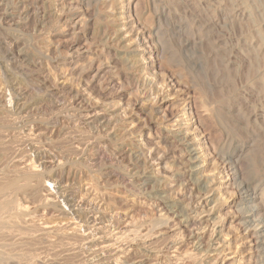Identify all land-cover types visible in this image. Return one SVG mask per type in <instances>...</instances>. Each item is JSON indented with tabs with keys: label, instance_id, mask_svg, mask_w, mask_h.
I'll return each mask as SVG.
<instances>
[{
	"label": "rangeland",
	"instance_id": "rangeland-1",
	"mask_svg": "<svg viewBox=\"0 0 264 264\" xmlns=\"http://www.w3.org/2000/svg\"><path fill=\"white\" fill-rule=\"evenodd\" d=\"M24 6L27 15L5 22V9ZM0 19V203L8 204L0 209V264H133L114 262L109 252L98 260L101 243L86 238L99 231L91 215L103 232L152 223L146 264H178L167 247L175 233H157L159 208L178 220L197 193L196 178H214L211 206L230 253L220 264H256L242 232L240 188L256 196L251 204L264 222V0H0ZM10 51L22 58L9 60ZM63 79L87 95L80 106L107 105L116 133L68 115L69 98L60 103L53 94ZM184 110L191 116L183 125L200 138L196 144L205 141L192 176L186 143L169 130L168 118ZM148 150L158 165L145 163ZM143 178L152 181L144 186ZM72 196L82 197V217ZM174 203L176 214L167 207ZM67 218L81 220L77 233L49 227ZM193 226L182 234V252L194 248ZM203 241L196 261L184 264H219ZM131 242L127 258L145 253L138 236Z\"/></svg>",
	"mask_w": 264,
	"mask_h": 264
},
{
	"label": "bare ground",
	"instance_id": "bare-ground-1",
	"mask_svg": "<svg viewBox=\"0 0 264 264\" xmlns=\"http://www.w3.org/2000/svg\"><path fill=\"white\" fill-rule=\"evenodd\" d=\"M11 3V2H10ZM12 4V3H11ZM2 6V5H1ZM19 7V6H18ZM8 8V7H6ZM244 11V10H243ZM28 7L24 6L23 9L20 11H9L7 9H5L4 11V15L7 16L4 19L6 20L5 22H12L14 19L12 17H14V15H16L15 13H19V17L23 16L24 14L28 13ZM124 12V11H123ZM44 13V11L42 12ZM125 13V12H124ZM39 14V13H38ZM45 14V13H44ZM239 14V13H238ZM27 15V14H26ZM123 15V14H122ZM251 15V14H250ZM244 16V15H243ZM24 17V16H23ZM125 17V15H124ZM231 17V16H230ZM234 17V16H233ZM118 18V17H117ZM232 18V17H231ZM3 19V20H4ZM21 19V18H20ZM2 20L0 19V22ZM254 21V20H253ZM39 24V23H38ZM126 30V27H124ZM123 28V29H124ZM122 29V28H121ZM119 30V31H123ZM1 32V31H0ZM127 33V32H126ZM130 33V32H129ZM51 34V33H50ZM128 34V33H127ZM126 34V35H127ZM128 36V35H127ZM127 36H125L127 38ZM123 38V37H122ZM12 39V38H11ZM124 39V38H123ZM49 44V43H46ZM129 44V43H128ZM8 49V48H7ZM9 50V49H8ZM7 50V51H8ZM48 50V49H47ZM5 52V51H4ZM24 52V51H23ZM259 53V52H258ZM7 54V53H6ZM8 55L10 56L9 60H13L16 58V60H19L18 58H20L23 53L21 52H15V51H10L8 53ZM26 55V54H25ZM46 55V54H45ZM72 55V53H71ZM2 56V55H1ZM22 58V57H21ZM17 62V61H16ZM148 68V66L146 67ZM151 68V67H150ZM65 78V77H64ZM60 81V80H59ZM67 80H62L59 83H57L55 85V89L57 90L56 92H54V95H57L58 98L56 97L57 101L60 103H62L61 100L64 99V101L67 100V98H69V101L67 102L68 104H66L64 106V108L67 109V113H69L68 115L75 117V121L79 122V119L82 121L84 120L85 123H87L88 125L92 124V123H98L100 125V127L109 130V133H116V126L118 122H116L117 120H115V117L112 118L110 116H108V112H107V105L106 107L104 106L105 104H93L91 102L88 103H83L80 106V103L83 101L82 98L84 95H86L85 93L82 92L81 89H79V87L75 88V87H71L70 85H67ZM163 86V85H162ZM142 90V89H141ZM163 90V89H162ZM86 92V91H85ZM165 95V94H164ZM169 95V94H168ZM87 96V95H86ZM167 96V95H166ZM55 97V96H54ZM89 97V96H88ZM150 99V98H149ZM90 100V99H89ZM55 101V100H54ZM57 101H55V103L57 104ZM93 102V101H92ZM59 104V103H58ZM16 108L17 110L23 111L26 108H24V105L22 106L21 103L17 102L16 103ZM61 106V105H60ZM63 107V106H62ZM110 107V106H109ZM60 108V107H59ZM112 108V107H111ZM152 108V107H151ZM52 110V109H51ZM58 110V109H57ZM61 110V109H60ZM110 110V109H109ZM114 110V108H113ZM154 110V108L152 109ZM53 111V110H52ZM56 111V109H55ZM62 111V110H61ZM65 111V110H64ZM119 111V110H118ZM19 112V111H18ZM110 113V112H109ZM177 113V112H176ZM207 113V112H206ZM258 113V112H257ZM191 114V113H190ZM110 115V114H109ZM189 113L187 112V110L185 111H181L179 113H177L175 116H173V119L169 120L170 121V129L171 130V135L173 137L176 138L177 141H180V143H182L183 145L186 143L185 145V150H184V154H186V157L188 159H186L188 161V163H190L189 165H187L186 163V168L189 167L188 169V175L193 174V172H190L191 169L194 168V160H196V158H201L200 155H197L196 152L198 149L201 148V146H199V144L204 143L205 141H199V144H196V142H198V138L197 135H193V133L190 132V128H189V124L187 125V127H185L183 125V122L185 120L188 119ZM164 117V119L166 118V116H162ZM91 119V120H89ZM163 119V118H162ZM167 119V118H166ZM69 120V119H68ZM160 120V119H159ZM83 121V122H84ZM123 121V120H122ZM186 123V121H185ZM188 123H189V119H188ZM89 125V126H90ZM74 126V125H73ZM93 126V125H92ZM94 127V126H93ZM119 127V126H118ZM124 129V128H123ZM190 129V130H189ZM86 131V130H85ZM94 131V130H93ZM69 132V131H68ZM99 133V132H98ZM127 135L132 134V133H125ZM121 135V134H120ZM191 136V137H190ZM90 137V136H89ZM129 138V137H128ZM90 139V138H89ZM200 139V138H199ZM202 139V138H201ZM79 141V140H78ZM189 141H192V143H188ZM85 143V142H84ZM94 142H89L87 144H92ZM195 143V144H194ZM88 145V146H89ZM144 145V144H143ZM141 146V145H140ZM197 146V147H196ZM95 146L92 145L91 149H93ZM139 147V146H138ZM224 147V146H223ZM223 147L221 149H223ZM85 149V148H84ZM90 149V148H89ZM144 148H137L135 151L137 152H142ZM147 149V148H146ZM145 149V150H146ZM134 151V152H135ZM153 150H148L149 153H146L144 156V160L146 164L149 165H158V159L156 157V154L152 153ZM222 151V150H221ZM95 152V151H93ZM225 152V151H224ZM100 153V152H99ZM94 154V153H93ZM135 154V153H134ZM139 154V153H138ZM95 155V154H94ZM141 155V153L139 154ZM221 155V154H220ZM65 156V155H64ZM142 157V156H141ZM140 157V158H141ZM139 158V156L137 157ZM139 158V159H140ZM160 158V157H158ZM226 158V157H224ZM142 159V158H141ZM182 161H184V159H182ZM226 165L225 167L228 169H232L233 168V163L228 159H226ZM47 162V161H46ZM30 163V162H29ZM33 164V162H32ZM30 165V164H29ZM144 165V164H143ZM199 165V164H198ZM206 165V164H205ZM28 166V165H27ZM30 166H34V165H30ZM139 161L136 159V162H134V170L139 167ZM203 166V165H202ZM130 168V167H129ZM34 169V168H33ZM37 169V168H36ZM32 171V170H31ZM138 172V173H136ZM136 174H139V170H136ZM143 172V171H142ZM17 173V172H16ZM26 173V172H25ZM28 173V172H27ZM134 173V174H135ZM18 174V173H17ZM33 174V173H32ZM16 175V174H15ZM171 175V174H170ZM218 175V174H217ZM18 176V175H17ZM53 176V175H52ZM221 176V175H220ZM15 177V176H14ZM54 177V176H53ZM210 177V176H209ZM213 177V176H212ZM55 179V178H54ZM134 179V178H133ZM144 180L141 182L139 181V184H143L144 186L147 185V183L151 182V178H143ZM150 179V180H149ZM210 179V178H209ZM11 180V179H9ZM189 180V179H188ZM212 182H214V178L211 179ZM211 180H201V179H194V181L192 182V184H195V190H197L196 195H194L192 197V200L190 201V203L188 205H186L187 208L184 209V212L181 214L177 211V217H180L178 220H176L174 218L175 215H173L172 213L170 214V212H163L165 210V208L162 206L159 208V211H162L160 213V221L159 225L161 224V229L163 227L162 231H158L157 233H160L159 235H167L169 233L174 232L175 237H172V239H170L169 243L167 244V247L169 249H173L175 252H177L175 255H171L174 258V262H178V264H184L186 261V259L190 260H194L196 261L195 257H193V254H198L199 252H203V243L205 241H203L205 238L208 239V246L207 249H205V251H207V254L209 256L213 255L215 256V262L220 264L221 259L225 260L230 253L228 252V248L225 247V239L224 241H221V237L223 235L220 236V227L222 226L221 221L219 220V218L217 219V217L214 214V208L213 206H211L213 197L212 195L215 192V186L214 184L211 182ZM185 181V180H184ZM51 182V181H50ZM134 182V181H133ZM191 182V181H190ZM188 182V183H190ZM158 183V182H157ZM229 183V182H228ZM261 183V182H260ZM161 184V183H160ZM167 184V183H166ZM175 184V183H174ZM183 184V183H182ZM246 184V183H245ZM46 185L48 187H50L47 183ZM184 185V184H183ZM220 185V184H219ZM244 185V183H243ZM18 186L17 182L12 181L10 182L9 187H16ZM261 186V185H260ZM45 187V186H44ZM91 187V186H90ZM89 187V188H90ZM188 187V184H187ZM225 187V186H224ZM51 188V187H50ZM62 188V187H61ZM179 188V187H178ZM192 188V187H190ZM189 188V189H190ZM194 188H192L191 190H193ZM222 188V187H221ZM49 190V188H47ZM264 189V188H263ZM65 190V189H64ZM67 190V189H66ZM159 190V189H158ZM177 190V189H176ZM190 190V191H191ZM241 195H243V193H246L245 195H243L241 197V201H242V205H244L246 208L245 213L242 215V219H243V235L245 236V238L247 239V243L249 246V253L251 254V257H255V259H253V261L256 264H264V222L260 221V219L257 217L258 212H259V207L255 206L254 204H251L252 202L255 201L256 196L253 197L252 193H248V186H243L240 188ZM51 191V190H50ZM70 191V190H69ZM92 191V190H91ZM179 191V190H178ZM11 192V191H10ZM58 192V191H57ZM143 192V191H142ZM92 193V192H90ZM96 193V192H95ZM67 194V192H66ZM252 194V195H251ZM190 195V194H189ZM240 195V194H239ZM66 196V195H64ZM75 196V195H74ZM74 196H72V198L68 199V202L70 203V207L73 208V210L75 209L77 215L79 217H82L81 215H79V208L78 206H80V203H82V197H79V201H77ZM181 196V195H180ZM8 197V196H7ZM67 197V196H66ZM212 197V198H211ZM259 197V196H258ZM12 198V197H11ZM81 198V200H80ZM98 198V197H97ZM66 200V199H65ZM64 200V201H65ZM101 200V199H100ZM103 200V199H102ZM105 201V200H104ZM214 201V200H213ZM214 203V202H213ZM212 203V204H213ZM240 204V203H239ZM216 205V204H214ZM8 206L7 203H0V209L1 208H6ZM82 206V205H81ZM170 206V207H168ZM178 206V205H177ZM176 204H170L167 205L168 208H171L170 210H173L176 214V210L177 207ZM75 207V208H74ZM158 207V206H157ZM182 209V208H181ZM183 210V209H182ZM243 212V211H242ZM72 213V210H71ZM21 216V215H20ZM77 216V217H78ZM22 217V216H21ZM69 217V216H68ZM76 217V218H77ZM28 218V217H27ZM88 218V217H87ZM98 216L96 215H91L90 216V222L92 224L93 227L98 228V232H95V234H92L91 236L89 235L88 237H86L87 239H89L91 237V239H89V241L93 242L94 240H98L101 245L99 244V247L94 249V253L96 255V257L98 256V260L101 262V260H103V256H106L105 253L109 252L110 254H112L111 256L113 257V261L117 262L119 259L122 260V258H124L125 260H129V261H133V264H146L147 261H149L148 257V253L147 251L148 248L151 246L152 242H151V229L152 227L149 226H154L152 223L148 225H144L141 227L140 231H134L137 229H132L131 223L128 222L127 226L125 229H121L118 230L117 228H115V230H102V227L98 226L97 224H99L100 220L98 221ZM103 218V217H102ZM8 219V218H7ZM78 219V218H77ZM75 218H67V220H60L57 222H54V224H52V229H55L60 227V226H66L68 227V229H70L73 233V231H75L79 225L81 224V220H77ZM92 219V220H91ZM24 220V219H23ZM26 220V219H25ZM80 221V222H79ZM99 223H98V222ZM103 221V220H102ZM131 221V220H130ZM145 221V220H144ZM26 222V221H25ZM137 222V221H136ZM152 222V221H151ZM156 222V221H155ZM1 223V221H0ZM5 223V222H4ZM146 223V222H145ZM144 223V224H145ZM32 224V223H31ZM90 224V223H89ZM90 224V225H91ZM147 224V223H146ZM35 225V224H34ZM86 225V224H85ZM141 225V223H140ZM158 225V226H159ZM193 226L192 230L190 231V235L188 236L189 239L192 242V246L194 245V248L190 251L188 249H186L187 251L182 252L181 251V246L182 244L186 241L182 234L183 232L189 228L190 226ZM134 226V225H133ZM147 226V227H146ZM34 227V226H33ZM46 227V226H45ZM44 227V228H45ZM114 227V226H113ZM90 228V227H89ZM134 228V227H133ZM23 229V228H22ZM101 229V230H100ZM191 229V228H190ZM21 230V229H20ZM189 230V229H188ZM45 232V231H44ZM43 232V233H44ZM67 232V231H66ZM76 232V231H75ZM141 233V235L137 234V233ZM18 233V232H17ZM55 233V232H54ZM77 233V232H76ZM84 233V232H83ZM89 233V232H88ZM93 233V231H92ZM60 234V233H59ZM110 234V235H109ZM45 235V234H44ZM188 235V234H187ZM186 235V236H187ZM95 236V237H94ZM138 236V238L141 240L142 244H144V252L145 253H140L139 255H137L136 257L132 258H127V255L130 256L131 251H133V249H128V247H131V244L134 239H136ZM185 236V235H184ZM185 236V237H186ZM32 237V236H31ZM94 237V238H93ZM150 237V238H149ZM29 238V237H28ZM187 238V237H186ZM85 239V238H84ZM94 239V240H93ZM5 240V239H4ZM3 240V241H4ZM83 240V239H82ZM10 241V240H9ZM5 242V241H4ZM12 242V241H10ZM131 242V244H127ZM137 242V241H136ZM155 242V241H154ZM225 242V243H224ZM9 243V242H8ZM138 244V243H137ZM141 244V245H142ZM139 245V244H138ZM229 245V244H228ZM164 246V245H163ZM134 247V246H133ZM132 247V248H133ZM206 247V246H204ZM85 248V247H84ZM156 248V247H155ZM87 249V248H86ZM203 250V251H202ZM72 252V251H71ZM173 252V251H172ZM11 253V251H10ZM206 253V252H205ZM202 254V253H201ZM233 254V253H232ZM235 254V253H234ZM31 255V254H30ZM135 255V254H134ZM204 255V254H203ZM197 256V255H196ZM95 257V259H96ZM167 257V256H166ZM199 257V256H198ZM151 258V257H150ZM173 258H171L173 260ZM202 258V256H201ZM109 260V259H108ZM124 260V261H125ZM126 260V261H127ZM151 260V259H150ZM197 259V263H198ZM238 260V259H237ZM154 261V260H153ZM152 261V262H153ZM201 261V260H200ZM68 262V261H67ZM15 263V262H14ZM149 263V262H148ZM161 263V262H160ZM224 263V262H222ZM36 264V263H35ZM72 264V263H71ZM100 264V263H98ZM151 264V263H150ZM177 264V263H175ZM203 264V263H202Z\"/></svg>",
	"mask_w": 264,
	"mask_h": 264
}]
</instances>
